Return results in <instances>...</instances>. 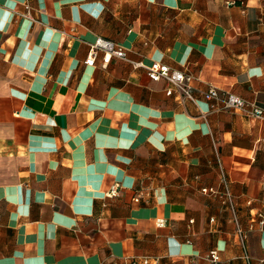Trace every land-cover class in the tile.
<instances>
[{
    "label": "crops",
    "instance_id": "1",
    "mask_svg": "<svg viewBox=\"0 0 264 264\" xmlns=\"http://www.w3.org/2000/svg\"><path fill=\"white\" fill-rule=\"evenodd\" d=\"M99 37L129 61L86 66ZM152 62L198 103L133 66ZM210 88L264 108V0H0V264H247L203 189H224L218 155L241 226L264 213V121L208 112Z\"/></svg>",
    "mask_w": 264,
    "mask_h": 264
},
{
    "label": "built area",
    "instance_id": "2",
    "mask_svg": "<svg viewBox=\"0 0 264 264\" xmlns=\"http://www.w3.org/2000/svg\"><path fill=\"white\" fill-rule=\"evenodd\" d=\"M89 48L90 50L88 56L84 61V64L88 67H95L99 58H101L104 66L109 65L113 58L129 61L127 50L122 45L102 37L97 38L93 43H89ZM133 66L135 68H145L152 81H165L168 85L166 90L167 96L175 95L178 101L182 104L187 101H191L195 104L198 103V100L193 92V87L190 83L191 78L183 71L173 70L168 65L161 62H152L148 67L143 65V63H133ZM204 96L208 102V112L234 111L251 119L264 121V108L253 101H248L230 92H220L216 88H210ZM217 159L224 189L223 191L218 192L209 188L203 189V192L210 193L217 197L232 213L233 220L236 224L235 233L239 239L240 245L243 248L244 258L246 259L247 264H264V258H260L255 261V259L251 257L246 244L248 236L247 233L249 231H254L256 228L260 230L264 229V213L259 212L251 214L247 230L241 226L238 218L237 204L228 185L227 176L223 170L222 163L218 155ZM120 188V183H114L110 187L107 196H118ZM135 200L139 201V198H136ZM207 259L211 264H218L220 262L219 252L217 250H212ZM130 264H151V260L149 257L135 258L130 262Z\"/></svg>",
    "mask_w": 264,
    "mask_h": 264
}]
</instances>
